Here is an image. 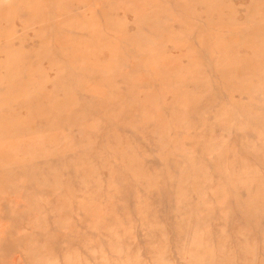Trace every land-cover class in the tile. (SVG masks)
<instances>
[{"label": "rangeland", "instance_id": "1", "mask_svg": "<svg viewBox=\"0 0 264 264\" xmlns=\"http://www.w3.org/2000/svg\"><path fill=\"white\" fill-rule=\"evenodd\" d=\"M254 263L264 0H0V264Z\"/></svg>", "mask_w": 264, "mask_h": 264}, {"label": "bare ground", "instance_id": "2", "mask_svg": "<svg viewBox=\"0 0 264 264\" xmlns=\"http://www.w3.org/2000/svg\"><path fill=\"white\" fill-rule=\"evenodd\" d=\"M149 19V18H148ZM188 65V64H187ZM122 79V78H121ZM254 109V108H253ZM136 131V130H135ZM131 132V131H130ZM87 162V161H86ZM29 170V169H28ZM11 171V170H10ZM11 173V172H10ZM173 177V176H172ZM17 182V181H16ZM143 192V191H142ZM150 208V207H149ZM134 210V209H133ZM263 212V211H262ZM185 220V219H184ZM54 224V223H53ZM127 235V234H126ZM255 264V263H254Z\"/></svg>", "mask_w": 264, "mask_h": 264}]
</instances>
